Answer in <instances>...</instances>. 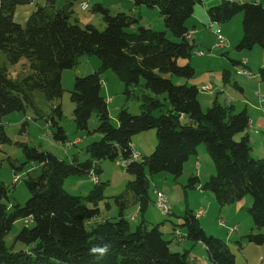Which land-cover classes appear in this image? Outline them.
<instances>
[{"label": "trees", "instance_id": "obj_1", "mask_svg": "<svg viewBox=\"0 0 264 264\" xmlns=\"http://www.w3.org/2000/svg\"><path fill=\"white\" fill-rule=\"evenodd\" d=\"M32 1L0 0V50L12 64L27 58L30 70L21 80H14L9 77L7 67L0 66V144L11 142L3 117L25 111L33 104L32 93L36 90L50 101L60 98L64 91L62 71L76 66L83 55L98 56L101 65L96 71L75 78L70 95L75 105L74 120L78 129L88 130V121L96 114L99 126L95 131L102 137L87 146L90 157L83 162L77 157L68 162L49 151L21 144L27 160L41 165V173L25 180L31 195L24 205L16 203L11 205L12 209L7 204L11 190L0 181V264H188V253L172 251L171 241L164 238L159 225L148 228L141 221L132 231L121 200L118 219L96 221L89 226L88 222L100 212L98 204L104 198L107 183L97 181L86 196L73 195L64 189V180L72 174L102 173L97 164L101 159L129 158L133 137L151 128L157 131L155 151L126 166L135 176L130 187L141 203V211L149 203L152 175L165 171L179 177L185 163L204 143L216 173L203 187L211 190L221 205L251 195L249 213L255 226L264 228V158L252 156L246 132L250 127L247 110L236 113L233 105L215 99L204 111L199 88L194 84H176L173 79L174 76L191 79L196 73L190 61L181 64L179 60H190L193 56L197 43L187 21L203 0H133L136 5L157 7L166 30L144 26L141 17L133 13L112 14L102 3H96L94 11L102 15L105 28L81 26L71 21L74 3L81 0H67L62 8L55 7L56 0H46L47 4L33 11L24 25L16 22L17 6ZM208 14L216 24L242 14L243 36L236 48L264 47V2L222 0L209 7ZM108 69L125 83L126 94L136 95L140 86L149 91L142 97L139 114L121 108L118 126L111 122L108 103L101 94ZM258 74L264 80V67ZM162 94H166L169 108L157 116L154 112L164 106L159 98ZM54 113L62 117L61 103L55 106ZM52 125L56 127L55 139L65 142L66 132L54 116ZM238 133H244L239 141L235 139ZM13 168L18 171L22 166L13 164ZM188 181L191 187L201 183L198 175ZM21 218L29 222L15 241L27 248L15 251L6 245L4 238ZM183 226L190 240L205 245L213 264H238L223 239L207 235L193 210L185 212ZM248 239L264 245L262 232L250 233ZM104 244L110 245L107 255L91 253L93 246Z\"/></svg>", "mask_w": 264, "mask_h": 264}, {"label": "rangeland", "instance_id": "obj_2", "mask_svg": "<svg viewBox=\"0 0 264 264\" xmlns=\"http://www.w3.org/2000/svg\"><path fill=\"white\" fill-rule=\"evenodd\" d=\"M242 1L252 2L256 0ZM81 2L82 0L75 1L71 21H77L81 26L92 24L99 30H103L106 24L102 15L94 11L96 3H102L105 7H108L112 14H116L119 11L131 13L127 1L89 0L90 7L87 10H82L80 7ZM46 4V0H33L31 3L18 5L14 14V20L24 25L33 11L39 6H45ZM64 4L65 0H56L55 7L62 8ZM160 16L159 11H153L150 15L148 14L146 23H154L158 27ZM238 16L243 17V15L238 14L235 18H238ZM162 22H164V19H162ZM234 33L233 31L232 37L233 39H237ZM209 35V33H204L198 40L200 44H197L195 47L193 57L196 56L197 52L204 50L206 52L204 56L207 57L200 60V66L195 67L196 73L194 77L185 79L174 76V82L176 84L187 82L190 85L197 83L200 89L199 97L203 103V106H201L204 111L213 103L211 101L208 104V101L219 93L220 102H223L229 96L234 99V112H240L246 108V105L238 100L239 98L243 99V97L239 88L236 87V83L247 76L240 72L244 68L243 65L241 63L235 64L234 61L248 60V58L243 57L248 55L253 69L252 76L254 77L258 75L259 70L257 66L264 62V47L258 45L252 49L238 50L236 48L237 44L234 45L232 42L231 47H226L224 51L220 49L212 52L210 49L212 37ZM169 36L173 38L172 33ZM189 61L180 59L179 63L183 64ZM208 62L212 69V72L209 74L205 72ZM28 63L29 60L27 58H22L18 63L12 64L8 61L6 54L0 50V66L5 65L8 69L9 77L14 80H21L30 72ZM100 65L101 60L96 55L81 56L76 66L62 71V86L64 91L60 98L50 101L42 91L36 90L32 93L33 104L28 105L25 111H15L3 117L2 122L11 142L0 144V181L4 182L11 190L10 202H7L10 209H12L11 205L13 204L19 203L24 205L26 203L31 193L25 180L29 177L36 178L41 173V165L27 160L21 144L26 143L41 150L49 151L59 159L68 162H71L76 157L81 162L89 159L90 155L87 152V146L93 141L100 140L102 137L99 132L95 131L99 126V118L96 114H93L88 121V130L78 129L74 120L75 105L71 101L70 95L74 87L75 78L96 71ZM252 65H255V67ZM208 75H210V79L207 78L209 77ZM104 79L105 81L107 79V83L104 82L102 84L101 94L106 98L108 103L113 125L118 126V113L123 107H126L133 114L141 112L142 97L144 93H149V91L140 86L137 89L136 95L126 94L125 83L119 79L112 69L105 71ZM204 85H212L214 87L213 93L211 92L212 90L203 91L201 88ZM221 89L224 91L219 92ZM166 97V94L159 95L164 106L161 110H156L154 112L155 115L158 116L167 112L169 103ZM59 103H61L63 110L61 118L55 116L54 113V108ZM247 106L250 107L249 105ZM53 116L66 132L67 140L65 142L59 141L54 137L56 127L52 125ZM248 131L249 129L246 132L248 133ZM243 135L244 133H238L235 139L239 141ZM155 140L157 141V131L156 128H151L135 135L133 137V144L136 147L141 145L143 147L141 150L144 151L145 148L147 155H150L156 149L157 142L153 147ZM257 145L260 151L256 152V155L264 157L263 137H259ZM198 148L204 153L202 157V176L199 173L197 174L199 170L196 168L197 164L192 159L195 158L196 154L191 157V163H188V161L185 163L187 166L184 167L185 170L179 177L165 171L152 175L148 191L149 203L144 211L140 210V205L138 204L141 203L130 187V182L135 176L125 166L118 163L119 160H123L121 157L116 160L107 158L99 160L97 164L102 169V173L100 174L83 173L68 176L64 180V189L73 195L86 196L95 187L97 181L107 183L104 198L98 204L100 212L96 217L97 220H90L88 225H93L96 221L105 219H118L122 207L119 201L121 200L125 204L123 206L124 215L129 220L132 231L137 228L142 219H144L148 228L159 225L164 238L171 241L172 251L188 253V264L213 263L209 258L205 245L201 242L194 243L187 237V230L183 226L184 215L187 209L193 210L195 214L201 213L198 217L207 235L223 239L235 254L238 264H264V245L256 244L248 239L250 233H264V228H257L249 213L248 209L252 205L251 195H247L244 199H240L234 203L225 205L218 203L215 194L203 187L204 181H206L203 176L206 175V168L210 164L215 165V163L204 143ZM259 158L261 157H257V159ZM13 164L22 166V168L15 171ZM193 175H198L203 183H198L196 187L189 186L188 180ZM156 189L163 191L169 197L172 207L170 214H163L156 207ZM120 196L121 199L118 198ZM89 205L93 206L92 204ZM133 216L136 219H132ZM27 222L24 218L14 222L10 232L4 238L8 247H13L15 251L27 248L26 244L15 241L17 234ZM28 225L30 226L32 223L30 222ZM179 236L182 237L183 242L179 241Z\"/></svg>", "mask_w": 264, "mask_h": 264}, {"label": "crops", "instance_id": "obj_3", "mask_svg": "<svg viewBox=\"0 0 264 264\" xmlns=\"http://www.w3.org/2000/svg\"><path fill=\"white\" fill-rule=\"evenodd\" d=\"M121 1H127L128 5H129L130 12L135 14V15L140 16L141 17V24H143L144 26L151 27V28L156 29V30H166L165 24H164V22H162V16H160L161 17L160 22L157 25L158 27H156L154 25V23H146V18L148 16V14L150 15V13L153 11H159V9L157 7H147L144 5H136L133 0H121ZM221 1L222 0H203L201 3L196 5L195 10H194V14L188 19V21H187L188 29H189V31H192V33H193L192 39L198 45L200 44L198 42V40L202 37V35L204 33H209L211 35V37H212L211 46L214 45V43L216 41V34H215L214 30L209 27V24L211 23V21H210V17L208 14V8L213 6V5L220 3ZM240 1H242V0H240ZM257 1L258 2H264V0H256V1H252V2H257ZM65 3H67V0H65ZM159 13H160V11H159ZM235 17L232 20H230L229 22H226L223 24H216L215 23L216 28H219L221 34L223 36H225V38L228 42V46H227L228 48L231 47L232 42L234 45L238 44L240 42L242 36H243V26H242L243 17L242 16H238V18H235ZM148 22H150V21H148ZM131 29L134 30L135 27L133 26ZM233 31L235 32L234 35L236 36L237 39H233V37H232ZM168 35H170V32H168ZM211 46H210V49H211ZM256 46H258V45H256ZM253 48H255V47H253ZM225 49L226 48H224L223 51ZM199 50H201V49H199ZM204 55H205V53L200 54L197 52L196 56L191 57L190 63L194 67L197 68L201 64L200 60H203L205 57H207ZM243 57L248 58V60L246 59L247 60V68H249L251 71H253V69L250 65V60H249L248 55L243 56ZM262 64L264 65V62L261 63V65ZM261 65L257 66L258 70L261 68ZM263 65H262V67H263ZM252 66L255 67V65H252ZM205 72L207 74L212 72L211 65L209 62L206 65ZM240 72H241V70H240ZM252 75H253V72H252ZM208 76L209 77H207V78L210 79V75H208ZM243 77H246V76H243ZM105 82L107 83V79ZM182 83H184V82H182ZM185 83H187V82H185ZM193 84L197 86V83H193ZM236 87L239 88L240 93L242 94V97H243V99L239 98L238 100H240L242 103H245V105H246L245 109L247 110L249 117H250V127H249V131L247 134L249 136L250 143L252 146V153H253L252 156L254 158H257V157L264 158L261 155H256V152L260 151V149L257 145V141L259 140V137L260 138L263 137V139H264V108L259 107V100H258V93L264 92V80H262L260 78L259 74L254 76V77L253 76H251V77L247 76L246 78H243L242 80L237 81ZM213 90H214V87H213ZM213 90L211 91L212 93H213ZM223 91L224 90L221 89L219 92H223ZM218 95H219V93L216 94V96L213 99L211 98L210 101H208V104H210L211 101L214 102L215 99L219 100V102H220ZM229 98H231V97L228 96L223 102H220V103L233 105L234 99L231 98V101H229ZM111 99H112V97H111ZM199 100L201 102V105L203 106V103H202V100L200 99V97H199ZM247 105H249L250 107H248ZM233 106L235 107V105H233ZM156 142L157 141L155 140L153 147L155 146ZM132 146L135 149H137L138 151H140L141 156L147 155V153H146L147 151H145V148H144V151L141 150V148H143L141 145L138 146L140 148L139 149L138 147L134 146L133 141H132ZM203 156H204L203 151L198 148V152H197L195 158H192L195 161V164H197L196 168H198V170H199V172H197V174L199 173L201 176L203 174L202 173V168H203L202 157ZM191 157L188 159V163L191 161ZM185 166H187V165H184V167ZM184 170H185V168H184ZM215 173H216L215 165L214 164L208 165L206 168V175H203L205 178L204 180L209 179V177ZM138 205H140V204H138ZM135 219H136V217H135ZM94 220H97V218H95ZM141 221H144V219H142ZM179 241L183 242L184 240L179 239ZM170 246H171V244H170Z\"/></svg>", "mask_w": 264, "mask_h": 264}, {"label": "built area", "instance_id": "obj_4", "mask_svg": "<svg viewBox=\"0 0 264 264\" xmlns=\"http://www.w3.org/2000/svg\"><path fill=\"white\" fill-rule=\"evenodd\" d=\"M80 7L82 8V10H87L89 9L90 5H89V1L88 0H82V3L80 5ZM209 27L212 28L216 34V41L214 43V45L211 48V51L214 50H220V49H224L228 46V42L225 38V36H223L220 32L219 28H216L215 23H210ZM200 54H203L205 52L203 51H199ZM241 64L243 65L244 68L241 69V74H244L248 77L252 76V71L247 68V60L243 59L241 61ZM204 86H211V85H204ZM258 100H259V107L260 108H264V92L258 93ZM229 101H231V98H229ZM136 160L141 158V153H139V157H135ZM120 164H124L120 161ZM124 166L126 167L127 164H124ZM156 201H155V205L158 208V210L161 213H171L172 212V207L170 205V201L168 196L161 190L156 189ZM135 219V218H132ZM179 239H182V237L179 236Z\"/></svg>", "mask_w": 264, "mask_h": 264}, {"label": "bare ground", "instance_id": "obj_5", "mask_svg": "<svg viewBox=\"0 0 264 264\" xmlns=\"http://www.w3.org/2000/svg\"><path fill=\"white\" fill-rule=\"evenodd\" d=\"M82 3V2H81ZM189 32V31H188ZM192 33V31H190V34ZM203 91H211L213 90V86H203L201 88ZM214 91V90H213ZM139 153L140 151H138L137 149H135L134 147H132V152L129 158H123V160H119L118 163L120 164V161L124 164H130L132 161L136 160L135 157H139ZM124 164H121L124 166ZM164 214H170V213H164ZM201 213L197 214V216H199ZM132 218H135V216H133ZM29 222V220H27Z\"/></svg>", "mask_w": 264, "mask_h": 264}, {"label": "clouds", "instance_id": "obj_6", "mask_svg": "<svg viewBox=\"0 0 264 264\" xmlns=\"http://www.w3.org/2000/svg\"><path fill=\"white\" fill-rule=\"evenodd\" d=\"M110 249V245L104 244L102 247L99 245L93 246L91 248V253L99 254L100 256L107 255L108 251Z\"/></svg>", "mask_w": 264, "mask_h": 264}]
</instances>
